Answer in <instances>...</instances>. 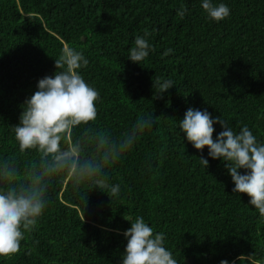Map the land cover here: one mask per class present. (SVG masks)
<instances>
[{"label": "trees", "instance_id": "16d2710c", "mask_svg": "<svg viewBox=\"0 0 264 264\" xmlns=\"http://www.w3.org/2000/svg\"><path fill=\"white\" fill-rule=\"evenodd\" d=\"M213 2L227 4L230 15L210 20L200 0H0V157L35 159L19 152L11 126L65 46L89 61L79 71L99 92L93 128L119 137L137 119L155 118L107 169L118 196L88 184L74 190L67 178L54 182L20 251L0 264H120L130 227L124 216H142L163 232L178 264H264V218L247 194L232 192L225 162L179 131L191 107L237 132L246 124L264 142V0ZM145 33L152 51L133 63L129 50ZM164 79L174 87L159 94L156 82ZM214 129L215 139L222 129Z\"/></svg>", "mask_w": 264, "mask_h": 264}, {"label": "clouds", "instance_id": "9594fccd", "mask_svg": "<svg viewBox=\"0 0 264 264\" xmlns=\"http://www.w3.org/2000/svg\"><path fill=\"white\" fill-rule=\"evenodd\" d=\"M200 7L215 22L231 11L227 4L213 0H200ZM185 13L183 7L177 10L181 17ZM147 36L135 37L128 60L141 64L150 55ZM88 63L82 52L65 46L55 59L54 74L37 81L36 91L24 101L18 124L11 126L19 152L34 153L35 159L22 162L0 157V257L20 251L25 234L35 228L50 204L49 189L54 182L67 178L74 190L88 184L118 196L120 186L109 182L107 169L130 152L155 123L153 115L143 116L119 137L93 128L99 92L79 71ZM156 87L163 94L174 82L164 79ZM178 124L183 139L193 148L202 151L207 147L208 157L225 162L234 184L232 192L247 194L248 205L264 218V142L246 124L234 131L221 116L214 117L206 109L188 108ZM215 124L222 131L214 139ZM199 159L207 169L208 159ZM124 219L130 227L123 233L127 243L120 264H178L165 247L163 232H154L142 216Z\"/></svg>", "mask_w": 264, "mask_h": 264}]
</instances>
